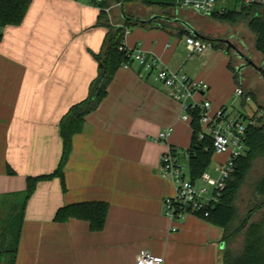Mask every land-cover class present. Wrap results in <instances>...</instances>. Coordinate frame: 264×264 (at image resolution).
<instances>
[{"label": "crops", "instance_id": "0c3cea01", "mask_svg": "<svg viewBox=\"0 0 264 264\" xmlns=\"http://www.w3.org/2000/svg\"><path fill=\"white\" fill-rule=\"evenodd\" d=\"M223 1H233L237 10L242 5L241 0ZM129 7L141 19L162 14L156 6ZM190 11L179 7L171 18L189 22L183 15ZM111 12L119 13L115 8ZM99 14L91 0H31L21 24L0 29V264H135L144 249L164 256L166 264H224L226 249L234 255L243 249L245 229L225 241L224 228L200 214L174 220L165 212V198L175 188L162 173L161 157L168 144L179 158L181 149L187 156L193 130L182 119L180 102L136 61L118 68L107 95L73 136L65 189L59 177L40 181L23 209L27 177L57 168L60 120L88 96L99 74L93 54L100 52L108 31L97 24ZM168 22L172 30L136 25L125 43L159 56L172 70L183 72L190 60L194 75L184 73L210 87L194 99H208L211 110L224 107L223 92L232 84L242 86L229 68V57L210 67L204 59L220 50L212 44L197 57L182 52L172 36L185 27ZM189 23L205 37L198 38L210 42L215 37L204 25ZM169 127L168 144L157 141ZM223 155L225 162L230 156ZM88 201L108 203L104 229L93 231L89 221L77 218L55 221L62 206ZM253 203L247 202L240 220ZM263 214L264 207L247 223Z\"/></svg>", "mask_w": 264, "mask_h": 264}, {"label": "trees", "instance_id": "16d2710c", "mask_svg": "<svg viewBox=\"0 0 264 264\" xmlns=\"http://www.w3.org/2000/svg\"><path fill=\"white\" fill-rule=\"evenodd\" d=\"M136 0H91V3L100 9L98 25L105 26L108 31L103 41L100 52L93 56L99 63V74L91 82L88 96L73 104L60 120L59 128L62 138V154L57 168L50 174L27 177L26 195L23 201V209L28 199L33 195L40 181L49 180L54 177L61 179L63 189H65V166L69 160L73 147V136L80 133L85 124L86 116L96 110L101 101L107 95L108 87L114 78L118 68L126 62H131L129 56L119 50L126 38V30L136 25L146 26L151 24L166 29L174 28L173 25L164 20H154L151 23H138L133 19L121 18L122 23L112 21L111 13L105 8L113 4L120 3L119 7L124 11L125 4ZM147 6H156L162 14L169 17H176L179 8L176 0H142ZM31 0H0V29L9 25H19L23 22ZM127 16L135 17L130 13ZM212 20L217 22H227L232 25L245 23L249 30L255 35V49L264 58V1L248 4L245 1L239 10L223 9L209 14ZM182 31V28L179 29ZM2 33L0 32V38ZM212 46L221 48V44L215 39L209 40ZM229 68L234 73L237 84L242 85L238 79L231 62ZM236 73V74H235ZM253 98H256L250 91ZM259 108L258 110H260ZM257 110V111H258ZM256 111V112H257ZM190 125L193 130L192 141L188 150V177L195 182L202 174L209 170L214 152L211 138L198 140L200 126V111L198 109L190 112ZM256 114V113H255ZM249 118V116H243ZM262 124L255 126L249 124L247 127V150L244 155L236 160L235 168L227 181L225 189L222 191L220 199L213 206L207 208L209 216L205 217L211 222L221 226L225 230L224 240H230L242 229H245V243L241 252L234 255L228 249L224 253V264H264V214L257 220L250 221L253 212L264 207V174L256 182L253 207L248 211L243 219H239L240 212L237 199L240 189L243 186L248 174L253 168L254 162L258 158H264V116L261 118ZM12 173V169L8 168ZM109 205L106 202L88 201L78 202L62 206L55 215V221L66 222L70 218L87 220L93 231L104 229ZM203 217L202 213H198ZM239 221L236 227L234 223ZM15 257V255H14Z\"/></svg>", "mask_w": 264, "mask_h": 264}, {"label": "built area", "instance_id": "2783aa9c", "mask_svg": "<svg viewBox=\"0 0 264 264\" xmlns=\"http://www.w3.org/2000/svg\"><path fill=\"white\" fill-rule=\"evenodd\" d=\"M176 1L180 8L205 15L215 11L217 2V0ZM261 1L264 0H246V3L251 4ZM117 5L119 6L120 3L106 7V12L110 14ZM128 33L129 29L126 30V36ZM186 43L192 53H201L211 47L210 42L193 35L187 36ZM119 50L125 52L131 61L138 62L145 72L153 76L154 80L167 87L169 95L181 104L183 120L190 122V112L198 109L200 111L201 126L198 140L211 138L216 154H229V159L215 168L218 173L216 177L207 170L199 179L193 182L188 177V170L185 169V165L177 156L176 150L168 144L167 139L173 129L171 127L166 128L155 138L157 141L168 144L167 151L161 157V169L163 175L172 180L175 188V194L165 198L164 206L167 215L174 220L184 218L189 213H202L204 218L208 217L209 211L207 208L219 201L222 191L225 189L227 181L235 168L236 160L246 153L248 125H261L264 110H258L256 114L249 116V118L234 116L227 111V108H221L220 111L211 113V102L208 99L202 101L194 99L196 94L209 91L210 87L207 82L195 80L181 71L172 70L159 56L150 54L139 47L131 48L125 41L119 47ZM129 65L130 62H126L123 67L128 68ZM235 93L243 101L253 99L252 95L247 94L242 86H238ZM201 184L205 187H202ZM205 184L214 188L211 196H207L208 189ZM135 264H166V260L164 256L153 254L144 249L137 255Z\"/></svg>", "mask_w": 264, "mask_h": 264}, {"label": "rangeland", "instance_id": "374dc122", "mask_svg": "<svg viewBox=\"0 0 264 264\" xmlns=\"http://www.w3.org/2000/svg\"><path fill=\"white\" fill-rule=\"evenodd\" d=\"M244 0H241V3ZM246 2V0H245ZM129 4H132V7H135V9H141L143 8V6H145L146 4L142 1V0H136L130 3H126L125 4V9L124 12L125 15L126 13H130L134 16L135 13L131 12V8L129 7ZM236 5L233 3V1H230L227 4H224L223 0H217L216 6H215V11H222L223 9H235ZM239 7V6H238ZM116 12L119 11V13H116V16L113 15V12H111V17H112V21L117 22V23H122L121 21V13H122V9L117 5L114 7ZM113 8V9H114ZM157 10V7H154ZM184 18L189 21V22H197L200 25H204L208 31L210 33L213 34V36L215 37H229L232 34L237 35V38L241 39V41H243L244 43V49L246 51H249L250 54L253 55V60L256 63L262 62V60L264 59L262 57V55L256 51L255 49V40L256 37L255 35L249 30V28L247 27V25L245 23H240L238 25H232L230 23L227 22H216L213 21L211 19L210 16L208 15H200L197 12L194 11H190L189 13H186L183 15ZM225 27V29H224ZM134 27H131L130 30H133ZM173 41L176 42L177 47L179 48V50H181L182 52H187V53H192V51L189 49L187 43H186V38H187V33L182 31H177V33H175L173 36ZM214 49L219 50L218 53L214 56V58L212 59H207L205 58L204 61L210 66L212 67L213 65H215L218 61L220 62L223 58L225 57H229L228 61L231 62V65L233 67V69H236L237 65H238V60L236 59L235 56H232L231 53H225L222 52L221 48H217L214 47ZM210 49L207 48L206 50H204V54L207 53ZM198 54H202V53H195L194 56L197 57ZM228 61H226L225 63H228ZM190 63V64H189ZM191 61L188 60V64L185 68L184 71H188V73L192 72L190 71L192 69V65H191ZM177 71V70H175ZM183 71V73H184ZM182 72V71H181ZM238 73V72H237ZM236 74V73H235ZM194 75V74H192ZM238 79L241 81L242 86L245 90L247 91H252L253 95H255V97L259 98L260 103L263 107L264 110V76L261 75L260 72H258L255 69H247L246 72H244V78L242 79V76L240 74H236ZM193 79L195 80H200L199 78H196L195 76H191ZM232 84V87H230V89H226L225 92H223V96L226 99V102H224V107L222 108H227V111L232 113L234 116H253L256 111L259 109V105L258 102L256 100V98H253L250 101H243V99L241 97H237L235 90H236V85ZM221 107H219L218 109L215 110H211V113H215L217 111H220ZM179 154H181V160L182 163L185 165V169L188 170V162H189V156H186V152L185 149H181L179 151ZM225 159V155L223 154H213L212 157V162L209 168V172H211V174L216 177L217 176V171L215 170V168L219 165V163H223ZM226 161V160H225ZM189 171H187L188 173ZM264 174V158H258L255 160L254 165L252 170L250 171V173L248 174L243 186L240 189V193L237 199V205L240 211V214L244 213V211L247 209L246 204L247 202L253 200L256 198L255 195V185L256 182L260 179V177ZM206 188L208 189V192L206 193L207 196H211L213 194V190L214 188L212 186H207ZM202 187H205L204 185L201 184Z\"/></svg>", "mask_w": 264, "mask_h": 264}, {"label": "flooded vegetation", "instance_id": "af4514ba", "mask_svg": "<svg viewBox=\"0 0 264 264\" xmlns=\"http://www.w3.org/2000/svg\"><path fill=\"white\" fill-rule=\"evenodd\" d=\"M165 15V14H163ZM168 16V15H166ZM212 39H215L218 43L221 44V48L224 51H227V53H231L232 56H235L236 59L238 60V65L236 67V72H238V74H240L242 76V79L245 77L244 76V72H246L247 69L251 68V69H255L257 70V68H254L251 65V62L253 60V55L250 54L249 51H246L244 49V43L243 41H241V39L237 38V35L232 34L229 37H225V36H220V37H214ZM218 39H223L222 41H219ZM227 40V41H225ZM258 66H262L264 68V59L262 60V62L256 63ZM239 69V70H238ZM258 71V70H257ZM259 72V71H258Z\"/></svg>", "mask_w": 264, "mask_h": 264}, {"label": "water", "instance_id": "95a60500", "mask_svg": "<svg viewBox=\"0 0 264 264\" xmlns=\"http://www.w3.org/2000/svg\"><path fill=\"white\" fill-rule=\"evenodd\" d=\"M123 16L125 19H133L134 21L138 22V23H151L154 20H165V21H174V22H179L181 24L184 25L185 27V32L189 35H193L195 37H201L204 38V36H202L189 22L183 21L179 18H171L169 16L157 13V14H153L150 18L147 19H141V18H137V17H130L125 15V13H123ZM208 39V38H206ZM219 41H222L223 39H218ZM227 41V40H225ZM227 52V51H226ZM251 65L254 68H257V70L261 73L262 76H264V68L262 66H258L257 64H255L253 61L251 62ZM239 70V69H238Z\"/></svg>", "mask_w": 264, "mask_h": 264}]
</instances>
